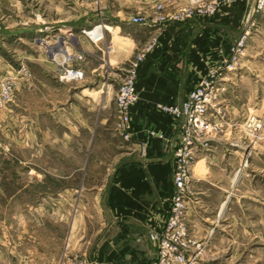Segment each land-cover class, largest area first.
Returning a JSON list of instances; mask_svg holds the SVG:
<instances>
[{
	"label": "rangeland",
	"instance_id": "1",
	"mask_svg": "<svg viewBox=\"0 0 264 264\" xmlns=\"http://www.w3.org/2000/svg\"><path fill=\"white\" fill-rule=\"evenodd\" d=\"M145 1L0 0V264H58L80 255L75 239L97 227L93 185L119 154L114 98L124 62L147 42L141 25L158 24L141 8ZM118 11L125 25L115 23ZM254 18L236 69L221 72L235 88L225 83L216 92L219 99L238 93L236 104L219 102L207 115L213 129L193 142L191 175L195 161L196 172L205 168L198 158L207 149L235 175L221 211L219 200L208 216L189 221L187 212L190 236L202 242L200 264H264V13ZM98 21L105 36L71 38L62 65L47 51L57 50L56 36L94 32ZM117 50L125 58L114 62ZM69 66L81 67L83 78H60ZM9 80L12 89L3 91ZM27 106L35 111L32 127ZM63 189L65 199H57Z\"/></svg>",
	"mask_w": 264,
	"mask_h": 264
},
{
	"label": "crops",
	"instance_id": "2",
	"mask_svg": "<svg viewBox=\"0 0 264 264\" xmlns=\"http://www.w3.org/2000/svg\"><path fill=\"white\" fill-rule=\"evenodd\" d=\"M179 1H145L141 8H145L144 13L149 20L158 13V24L147 27L142 23H133L141 25L150 47L135 81L136 98L128 111V136L121 134L114 121L119 154L105 166L103 180L93 185L96 188L97 212L90 216L96 218L97 227L90 230L88 238L86 235L82 237V234L73 243L80 249V255L87 259V264L154 263L156 243L149 237V232L163 226L169 210L170 197L174 192L173 147L180 135L177 120L170 112L161 109L159 104L180 102L193 85L223 62L231 43L242 30L243 17L254 0L221 3L213 15L196 14L184 20H172L166 14ZM157 4L162 5L158 10ZM123 12L122 16L116 15L115 23L125 25L127 21L123 20ZM119 32L120 28L116 33ZM67 36L75 37L76 34L69 32ZM134 39L136 44L142 42L141 37L134 36ZM125 41L126 36H122L120 44ZM117 51L113 56L114 62L125 58L122 51ZM98 70H94L95 76H98ZM227 76L219 79L217 92L220 88L224 89L225 83L235 88L234 81L225 82ZM216 96L218 107L215 109L218 110L219 102L221 107H234L237 100L234 98L239 94L236 93L232 99H219L218 93ZM9 110L12 115L13 107ZM30 111L31 117L28 116ZM26 112L27 121L31 119L32 127L35 111L27 106ZM106 120L107 117H100V122L105 123ZM27 126L30 128V124ZM213 154L212 149H207L198 158L203 159L205 166L201 172L195 171L196 161L192 167L191 201L194 206H188L189 221L192 217L208 216L209 209L216 208V201L220 200L218 211L226 203L225 191L235 175L228 173L222 157L212 160ZM63 194L64 189L58 191L57 199H65ZM199 222L203 223L201 220ZM63 242L64 239L62 245Z\"/></svg>",
	"mask_w": 264,
	"mask_h": 264
},
{
	"label": "built area",
	"instance_id": "3",
	"mask_svg": "<svg viewBox=\"0 0 264 264\" xmlns=\"http://www.w3.org/2000/svg\"><path fill=\"white\" fill-rule=\"evenodd\" d=\"M237 0H181L177 2L173 9L167 12L166 16L172 20H184L194 15H213L221 3L235 2ZM162 5L157 4L156 9ZM264 13V0H254L249 11L242 20V30L237 38L231 43L228 54L223 62L215 69H211L209 74L200 79L193 85L186 97L178 103L159 104L161 109L170 112L180 125V135L177 143L173 147L174 169L173 183L174 192L170 197L169 210L163 226L149 232V237L156 243V256L153 264H200L202 260L203 248L202 242L193 239L190 236L187 227V209L192 199L191 196V165L194 158L193 142L197 136L209 132L213 129V124L209 122L208 114L215 109V98L218 87V81L223 76L221 72L233 71L236 69L237 60L242 56L247 47V41L251 36V26L256 24L255 18L249 21L253 15ZM159 14L155 13L152 21H159ZM137 20L146 19L141 15ZM100 24L98 21L93 24L92 29ZM70 30H67L69 32ZM88 31V30H87ZM83 28L78 32L71 31L77 35L88 37V39L97 41L105 36V31L99 29L88 33ZM58 35L56 36L59 46L55 51H50L47 45V51L50 55L57 58L59 65L63 61L60 57L71 54L66 44L74 36ZM101 33V34H98ZM92 34V35H91ZM150 43L146 42L132 58L124 62V73L120 78L119 86L115 93L116 109V128H118L124 137L129 133V106L136 98L135 81L138 76V70L143 61ZM73 56V55H72ZM68 64V63H67ZM69 65V64H68ZM62 71V70H61ZM60 78L79 80L83 78L84 71L78 66H69L60 73ZM13 82L5 81L3 91L12 89ZM143 148V146H142ZM87 264V259L81 255L59 261L58 264Z\"/></svg>",
	"mask_w": 264,
	"mask_h": 264
},
{
	"label": "bare ground",
	"instance_id": "4",
	"mask_svg": "<svg viewBox=\"0 0 264 264\" xmlns=\"http://www.w3.org/2000/svg\"><path fill=\"white\" fill-rule=\"evenodd\" d=\"M95 27H96V28H98V30H99V29H102V30H104V29H103V27H104V24H103V25H99V24H98V25H97V26H95ZM90 29H91V28H90ZM91 35H92V34H91Z\"/></svg>",
	"mask_w": 264,
	"mask_h": 264
}]
</instances>
